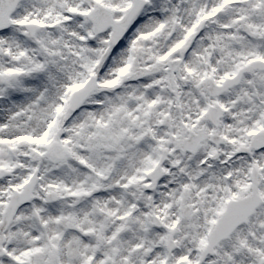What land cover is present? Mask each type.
Listing matches in <instances>:
<instances>
[{"label":"snow or ice","instance_id":"6c2138e0","mask_svg":"<svg viewBox=\"0 0 264 264\" xmlns=\"http://www.w3.org/2000/svg\"><path fill=\"white\" fill-rule=\"evenodd\" d=\"M0 264H264V0H0Z\"/></svg>","mask_w":264,"mask_h":264}]
</instances>
